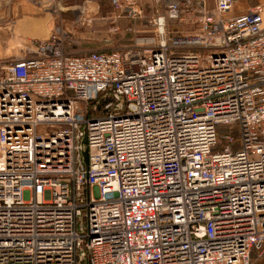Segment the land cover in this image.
Returning <instances> with one entry per match:
<instances>
[{
  "label": "built area",
  "instance_id": "2783aa9c",
  "mask_svg": "<svg viewBox=\"0 0 264 264\" xmlns=\"http://www.w3.org/2000/svg\"><path fill=\"white\" fill-rule=\"evenodd\" d=\"M155 1L158 40L72 55L59 32L0 66V264L264 256V4Z\"/></svg>",
  "mask_w": 264,
  "mask_h": 264
},
{
  "label": "rangeland",
  "instance_id": "374dc122",
  "mask_svg": "<svg viewBox=\"0 0 264 264\" xmlns=\"http://www.w3.org/2000/svg\"><path fill=\"white\" fill-rule=\"evenodd\" d=\"M16 2H8V7L0 6V42L9 40V36L2 32L5 29L10 33L14 31V37L20 40L9 50L3 47L4 42L0 43V66L34 55L37 41L59 32L68 34L66 48L72 55L125 50L133 47L140 39H159L152 18L158 11H162V7L155 0H139L142 14L137 18L127 12L118 13L110 0H54L51 5L40 6L24 2L21 4L24 12L17 7L19 3ZM214 3V0H208L209 7L213 8ZM260 4H264V0H236L232 14H244ZM29 18H39L41 23L32 26L27 22ZM21 19L23 21L17 24ZM168 27L173 32L193 31L188 23L170 22Z\"/></svg>",
  "mask_w": 264,
  "mask_h": 264
},
{
  "label": "crops",
  "instance_id": "0c3cea01",
  "mask_svg": "<svg viewBox=\"0 0 264 264\" xmlns=\"http://www.w3.org/2000/svg\"><path fill=\"white\" fill-rule=\"evenodd\" d=\"M10 1H17L19 4H17V7L19 8V9H21V10H23L22 12H24V9L22 8V3H24V2H29L28 0H3L1 3H0V6H2V7H8L9 5V3L8 2H10ZM16 2V3H17ZM91 3H92V1H90ZM93 4V3H92ZM2 7H0V9H2ZM21 7V8H20ZM26 20V19H25ZM28 21L27 22H29V24H31L32 26H35L36 24H40L41 23V19H39V18H29V19H27ZM23 20L21 19V20H18L17 21V24L18 23H20V22H22ZM9 29V28H8ZM3 32V34H5V35H7V36H9V38H10V35H12L13 37L15 36L14 35V31H13V33L11 32H9V31H7L6 29H5V31H2ZM43 36H44V34H43ZM46 39H48V38H46ZM46 39H44V40H46ZM0 40H2V37L0 36ZM253 264H264V256L261 258V259H255L254 260V263Z\"/></svg>",
  "mask_w": 264,
  "mask_h": 264
},
{
  "label": "bare ground",
  "instance_id": "6f19581e",
  "mask_svg": "<svg viewBox=\"0 0 264 264\" xmlns=\"http://www.w3.org/2000/svg\"><path fill=\"white\" fill-rule=\"evenodd\" d=\"M2 29H0V31H1ZM15 39V40H14ZM20 42V40H19V37H13V36H10V38H9V40H6V41H2V42H0V43H3L4 45H3V47L5 48V49H7V50H9V49H13V47H15V44H17V42ZM19 44H21V43H19Z\"/></svg>",
  "mask_w": 264,
  "mask_h": 264
},
{
  "label": "water",
  "instance_id": "95a60500",
  "mask_svg": "<svg viewBox=\"0 0 264 264\" xmlns=\"http://www.w3.org/2000/svg\"><path fill=\"white\" fill-rule=\"evenodd\" d=\"M84 156H85V159H86V161H87V153H85Z\"/></svg>",
  "mask_w": 264,
  "mask_h": 264
}]
</instances>
